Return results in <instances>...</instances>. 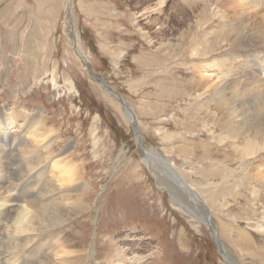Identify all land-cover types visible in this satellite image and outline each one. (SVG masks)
<instances>
[{"label": "rangeland", "instance_id": "obj_1", "mask_svg": "<svg viewBox=\"0 0 264 264\" xmlns=\"http://www.w3.org/2000/svg\"><path fill=\"white\" fill-rule=\"evenodd\" d=\"M156 1L0 0V112L15 114L25 126L37 111L48 129L44 141L70 145L64 154L75 157L89 186L76 217L84 224V264H114L120 257L136 264L134 256L142 257L138 264H226L210 226L177 208L184 194L158 160L154 171L145 165L133 125L141 144L196 188L228 255L238 264H264V199L244 176L256 161L242 154L245 137L236 139L242 144L222 137L207 113L210 95L197 80L208 61L232 49L235 55L234 42L221 40V0H167L163 11L144 14ZM70 30L92 69L132 109L135 124L120 101L89 78ZM218 70L212 68L213 76ZM20 143L7 153L0 179L19 194L29 188L24 180L34 179L18 178L20 157L9 155ZM71 232L65 234L71 238Z\"/></svg>", "mask_w": 264, "mask_h": 264}, {"label": "bare ground", "instance_id": "obj_2", "mask_svg": "<svg viewBox=\"0 0 264 264\" xmlns=\"http://www.w3.org/2000/svg\"><path fill=\"white\" fill-rule=\"evenodd\" d=\"M166 1L157 0L155 5L143 7L142 11L144 14L154 11V9L161 12L164 10L162 7ZM182 1L187 2L184 3L185 5L188 3L196 5L198 2V0ZM195 5L192 7L189 5L191 10H194ZM217 12L220 18L219 23L222 26H220L222 28L221 40L223 42L233 41L237 52L235 50V55H230L233 49L229 50L218 61L215 59L216 61L212 60L205 63L203 71H196L199 75L197 80L200 84L199 87L210 95L207 99V113H213V119L215 122H219L220 128L224 132L222 137L235 140V142H238L236 139L239 140L241 137L246 138L242 154L244 157L250 156L247 160L248 163L255 160L256 164L249 171L246 170L244 176H248L261 189V195L264 199V0H221L220 9ZM159 32L165 33L163 24L159 25ZM162 45L164 46V44ZM76 50L80 53V49L76 47ZM216 66L219 67V70L213 76L212 68H216ZM89 73L87 74L89 75ZM101 86L105 87L104 84ZM36 112L32 110L31 120L25 126L18 121L15 114L0 112V179H4L3 176H5L3 170L5 169L4 164H6L5 159L9 157L7 153L12 146H16L19 140L21 143L18 144L19 146L17 145L18 148L13 153L10 152L9 155L20 157L22 168L18 178L25 174L34 177V179H23L29 188H26L27 190L22 193L20 192L21 195L15 190V195L10 200L15 202L29 199L36 203H48V219L52 229L34 240L31 237L7 238L2 232V222L10 215L13 205L10 203L9 206L0 209V264H84L88 254L83 256L80 253V248L86 247L83 243L84 240L81 241L79 235L84 224L79 223L76 217L85 207L83 205L85 203L80 201L79 196L84 195L83 192L89 186L83 182L84 180L81 181V176L78 173L80 170L77 165L72 163L75 157L72 155L69 160V154H64L70 145L55 148L54 138L44 141L48 129L40 120V113ZM123 112L129 124L130 122L135 124L133 113L130 110H123ZM133 129H135V141L142 150L145 165L153 170L155 168L153 164H156L154 161L157 159L160 166H156L161 167L166 176L168 175L172 182L180 187V192L184 194L183 202L180 201V204L176 202L177 208L185 215L187 214L192 218L193 216L199 217L203 223L209 225L223 260L226 264H235L236 261L228 255L220 237H217L219 234L217 235L211 224L209 208L196 188L187 184L182 176L172 168L171 164L163 158L164 156L162 157L152 148H146L147 146L141 144L134 125ZM6 147L9 149L5 150ZM40 165H42L41 171L37 170L38 168L35 169ZM19 183H21L20 180ZM174 184L172 183V185ZM20 185L17 184V186ZM168 185L171 186V184ZM5 188L3 184H0V198L4 197L7 189ZM169 191L172 201H178L174 194L175 191L172 189ZM50 193L52 195L48 196ZM72 197H76L73 202H71ZM256 226V229L263 227L262 224ZM66 230L72 231L71 238L65 234ZM27 240L32 242L28 247H24ZM120 251L121 253L125 252L124 249H120ZM134 257L136 264L142 259L140 256ZM114 264H125L124 258L121 259L120 257L119 261ZM236 264L238 263L236 262Z\"/></svg>", "mask_w": 264, "mask_h": 264}, {"label": "clouds", "instance_id": "obj_3", "mask_svg": "<svg viewBox=\"0 0 264 264\" xmlns=\"http://www.w3.org/2000/svg\"><path fill=\"white\" fill-rule=\"evenodd\" d=\"M14 195V190H6L4 197L0 198V209L9 206L10 203L13 205L10 215L2 222V232L5 237H31L34 240L52 229L48 219V203H36L29 199L13 202L10 198ZM31 242V240L25 241L24 247H28Z\"/></svg>", "mask_w": 264, "mask_h": 264}, {"label": "water", "instance_id": "obj_4", "mask_svg": "<svg viewBox=\"0 0 264 264\" xmlns=\"http://www.w3.org/2000/svg\"><path fill=\"white\" fill-rule=\"evenodd\" d=\"M70 33H71V40H72V46H73V49H74V52L75 54L80 57L83 62L86 64L87 68H88V71L90 72L89 73V76L92 80L98 82L100 85L101 84H104V89L109 93L111 94L112 96H114L115 98H117L120 103L122 104L123 106V110H130L129 107L126 105L124 99L122 98V96L118 93H116L115 91L112 90V88L102 79L101 76H99L91 67L90 63L87 61L86 57L82 54H80L77 50H76V42H75V38H74V34L72 32V30H70Z\"/></svg>", "mask_w": 264, "mask_h": 264}]
</instances>
